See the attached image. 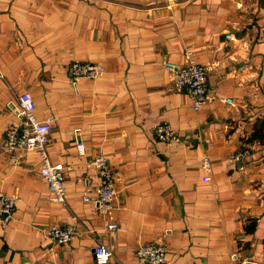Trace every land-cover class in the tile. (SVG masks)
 I'll return each mask as SVG.
<instances>
[{
    "label": "crops",
    "instance_id": "crops-1",
    "mask_svg": "<svg viewBox=\"0 0 264 264\" xmlns=\"http://www.w3.org/2000/svg\"><path fill=\"white\" fill-rule=\"evenodd\" d=\"M188 50L214 93L199 110L164 67ZM74 60L105 70L74 85ZM23 91L38 118H54L46 147L64 167V203L51 200L36 151L12 162L5 150ZM161 122L179 141L154 138ZM244 143L249 154L230 162ZM98 154L116 176L111 218L93 202ZM0 193L15 197L12 219L0 218V264H95L99 243L108 264H136L153 241L166 246L162 264H264V0H0ZM73 216L74 239L53 242L49 226Z\"/></svg>",
    "mask_w": 264,
    "mask_h": 264
},
{
    "label": "built area",
    "instance_id": "built-area-1",
    "mask_svg": "<svg viewBox=\"0 0 264 264\" xmlns=\"http://www.w3.org/2000/svg\"><path fill=\"white\" fill-rule=\"evenodd\" d=\"M227 39H232L231 33H226ZM165 69L171 76L172 85L175 90L184 91L191 100L194 110H199L213 96V90L207 83V67L198 62L193 57V51L185 52L183 63L165 62ZM72 83L75 85L81 78H96L104 72V67L100 64L89 61H71L68 65ZM225 101L233 103L231 98ZM36 104L29 91L21 92L17 97L15 115L18 120L16 123L7 125L4 131V147L9 153L12 162H18L24 152L36 151L42 163L39 169L41 178L46 182L51 193V200L64 203L66 198V186L64 167L59 162L51 161L47 143L51 131L53 117L40 119L36 116ZM154 138L163 143L179 141L178 134L167 122H161L154 127ZM243 144V148L229 157L230 162L243 160L248 154L249 149ZM79 153L85 152L81 141L76 143ZM89 165L95 170L99 182L95 189L96 195L93 199L98 213L102 217L111 218L117 208L115 198L116 176L112 171L109 161L101 154L93 156ZM200 168L203 171V180L209 179L212 164L208 156H203L200 161ZM90 198L84 196V200ZM15 197L0 193V218L3 223L9 222L14 213ZM73 223L59 225L52 224L48 228L49 238L57 244L69 243L77 234L75 225L76 217L73 216ZM110 229L117 227L116 222H110ZM112 256L111 249L102 244H97L93 249V259L95 264H108ZM136 264H162L166 260V246L163 242L153 241L140 244L136 249Z\"/></svg>",
    "mask_w": 264,
    "mask_h": 264
},
{
    "label": "trees",
    "instance_id": "trees-1",
    "mask_svg": "<svg viewBox=\"0 0 264 264\" xmlns=\"http://www.w3.org/2000/svg\"><path fill=\"white\" fill-rule=\"evenodd\" d=\"M255 135V134H254Z\"/></svg>",
    "mask_w": 264,
    "mask_h": 264
}]
</instances>
